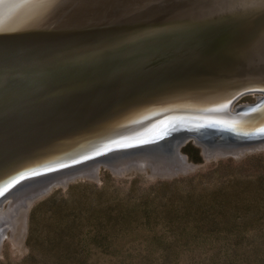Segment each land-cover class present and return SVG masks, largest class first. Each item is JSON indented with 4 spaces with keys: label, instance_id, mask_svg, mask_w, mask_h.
Masks as SVG:
<instances>
[{
    "label": "water",
    "instance_id": "1",
    "mask_svg": "<svg viewBox=\"0 0 264 264\" xmlns=\"http://www.w3.org/2000/svg\"><path fill=\"white\" fill-rule=\"evenodd\" d=\"M169 16L185 20L159 27ZM146 23L168 35L98 56L99 37ZM133 35L120 42L134 43ZM64 51L75 58L56 59ZM0 64V112L32 107L0 126V204L91 163L112 168L131 153L111 154L120 147L174 159L189 140L206 153L264 143V0H0ZM181 64L185 73L152 85ZM142 78L151 80L141 90L120 89ZM99 88L108 90L98 96ZM249 94H258L255 103L234 106ZM59 98L73 101L37 109L36 101Z\"/></svg>",
    "mask_w": 264,
    "mask_h": 264
},
{
    "label": "rangeland",
    "instance_id": "2",
    "mask_svg": "<svg viewBox=\"0 0 264 264\" xmlns=\"http://www.w3.org/2000/svg\"><path fill=\"white\" fill-rule=\"evenodd\" d=\"M257 99L245 95L234 106ZM257 144L207 154L189 140L176 172L149 164L175 162L174 154L121 170L101 163L95 174L54 182L22 203L7 197L0 264H264V144ZM32 188L39 185L18 193Z\"/></svg>",
    "mask_w": 264,
    "mask_h": 264
},
{
    "label": "bare ground",
    "instance_id": "3",
    "mask_svg": "<svg viewBox=\"0 0 264 264\" xmlns=\"http://www.w3.org/2000/svg\"><path fill=\"white\" fill-rule=\"evenodd\" d=\"M182 4H185V2H183ZM181 12H185V13L186 12H190V9H185V6H184V9L181 10ZM184 20H185V16H182L179 19L177 17L169 16L168 20H166L164 22H160L159 27H168V26H171L173 24V22H182ZM148 24L149 23L141 24L138 27H132L129 30L119 31L115 35L109 34L108 36L99 37L97 40H100V44H95V45H97V54H98V56L100 57V56L104 55L105 52H107V51H109V52H117V51H119L118 48L125 47V46H128V48H131V47L134 46V44H145L146 43V45H148V44H150L149 42H154L156 37L157 38L161 37L163 39L164 37H166L168 35V34L164 33L163 31H159L158 24H153V25H148ZM240 24H242V23L232 24L231 26H228V27L230 29H232V28H234V27H236V26H238ZM145 25H148V26L143 27ZM228 27L215 28L213 30L212 34L214 36H217L220 33H224V32H226L228 30ZM173 29H176V28H173ZM129 32H133V34H134L133 37H132V40L134 41V43H122V42H120L121 38H123ZM116 35L120 36V38L115 39L114 42H112V41L111 42H107L112 36H116ZM226 45H228V44H226ZM71 49H74V48H71ZM105 49H107V50L104 51ZM65 52L66 51L61 52V55L59 57H57L56 59H61V60H65L66 61V59L75 58V57H71L69 54H67ZM68 53H70V52H68ZM48 54L49 53L37 54L36 55L37 57L35 58V60H38L40 57H43V56H49ZM84 54H86V51H84L83 53L78 55V57H81ZM56 59H50V61L56 60ZM16 66H18V65H16ZM0 68L4 69L5 67L3 66V64H0ZM183 73H185V67L183 66V64H181V65L171 69L168 74H163L162 77L152 80V85L157 83V82L169 81L170 79H172L174 77H178V76H180V74H183ZM147 79L151 80V78H142L141 80H138V81H135V82L132 81V83L131 82H125L124 84L120 85V89L121 88L135 87V88H138L139 90H141L142 88H141L140 84L143 83ZM106 90H108V88H99V89H97L98 96L102 92H104ZM95 97H97V96L96 95L88 96L86 99L83 98L82 100L76 101V102H73V103L82 102V101H85V100H88V99H95ZM70 99L71 98H68V99L59 98V99L52 100V101H47V102H43L44 100H39V101H36V103L39 106L37 109L39 110V109H42V108L55 107V106H58V104L59 105L64 104L66 100L68 102H72L73 99H71V100ZM97 99H95V100H97ZM60 100H62V101H60ZM57 101H60V102H57ZM53 102H56V103H53ZM12 107L13 108H11L10 112H4V113L0 112V126L2 124L9 123V122L12 125H16L17 122L21 121L27 115L32 113V107H30L28 105L22 104V105H19V106H16V107H14V106H12ZM15 120H17V121H15ZM13 121H15V122H13ZM152 129L157 130L158 128L152 127ZM257 145H259V144H257ZM257 145H255V146L257 147ZM252 146H254V145H252ZM138 147H142V146H140V145L139 146H125L124 148L123 147L116 148L114 150V152H112L111 154L114 153L113 155H115V154L118 155L121 152H126V153L131 152V153L125 154V155H123V157H120V159L110 162L113 165L112 168L114 170L115 169L121 170L123 168L129 167L132 164L133 165H137V166L146 165L148 163L147 162L148 158H151V159H149V161L150 160H154V158L152 159L153 156L156 157V159L157 158H164V155H158V154H161L159 152H157V153H146V152L142 153V152L135 151ZM152 148H156V147H152ZM220 149H224V148L211 147V149L207 148L206 151L208 152L207 154L223 152ZM178 151L179 150L177 149L175 151V153H174L175 159H176L175 162L164 164V163H160V162L157 163V162L151 161V162H149V164L151 165V167L153 168L154 171L159 170L160 172H166V173L176 172V170H180L183 166L186 165V159L182 158V156H179V152ZM0 157L3 158V156H0ZM110 158H111V160H113V159H116V156L110 157ZM164 160H166V159H164ZM95 167L96 166L94 165V163L88 164V165L84 166L83 168L78 169V171H73V172H70V173H67V174H62V175H59V176L51 178V180L44 181L42 183H38L37 182L36 184L39 185V188H37V189L36 188H32L31 190L22 191L21 193H18L19 189H17L15 192L11 193L7 197L12 198V202L11 203H15V204L22 203V201H24L27 198V196H29L28 194L30 192L36 193L39 190L41 191L43 188H45L47 186L46 184H48L50 181L56 180L55 182H59V181L66 180V178H69V177L74 176L76 174H85V173H88V172H91V173L95 174V172H96ZM29 185H34V183L33 184H29ZM22 188H24V187H22ZM2 231H3V228L2 229L0 228V235H1Z\"/></svg>",
    "mask_w": 264,
    "mask_h": 264
},
{
    "label": "snow or ice",
    "instance_id": "4",
    "mask_svg": "<svg viewBox=\"0 0 264 264\" xmlns=\"http://www.w3.org/2000/svg\"><path fill=\"white\" fill-rule=\"evenodd\" d=\"M261 131H264V129H262Z\"/></svg>",
    "mask_w": 264,
    "mask_h": 264
},
{
    "label": "trees",
    "instance_id": "5",
    "mask_svg": "<svg viewBox=\"0 0 264 264\" xmlns=\"http://www.w3.org/2000/svg\"><path fill=\"white\" fill-rule=\"evenodd\" d=\"M195 161H199V160H195Z\"/></svg>",
    "mask_w": 264,
    "mask_h": 264
}]
</instances>
